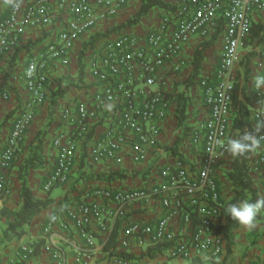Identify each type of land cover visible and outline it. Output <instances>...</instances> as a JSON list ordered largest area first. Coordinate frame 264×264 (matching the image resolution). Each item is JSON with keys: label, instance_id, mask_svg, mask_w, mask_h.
Here are the masks:
<instances>
[{"label": "built area", "instance_id": "built-area-1", "mask_svg": "<svg viewBox=\"0 0 264 264\" xmlns=\"http://www.w3.org/2000/svg\"><path fill=\"white\" fill-rule=\"evenodd\" d=\"M128 1L60 0L59 9L71 15L65 29L59 34L58 41L31 57L26 70L15 78L25 81L29 99L15 121L6 149L0 154V199L9 195L12 189L7 173L20 156L21 141L33 120L34 108L46 101L51 65L55 61L68 65L75 40L100 21L116 16ZM180 2L177 10L179 24L172 32H168L169 19H165L160 29L149 33L144 42L141 43L137 37L121 35L108 41L95 55L92 73L102 82L103 89L93 97V104L81 103L77 114L73 113L74 117L69 109L66 111L75 129L69 134L59 133L53 140L56 164L45 190L69 181L79 142L91 137L92 129L99 122H102V127L91 137L89 149L93 162L109 159L122 163L121 150L127 144L131 146V157L135 162L147 160L152 150L158 147L160 122L167 117L169 106L163 92L155 88L161 79L162 68L199 30L205 28L203 35L215 32L221 15L226 32L222 41L219 82L207 90L210 116L204 133L198 131L194 134L197 144L205 135L204 159L199 174L192 176L185 162L177 158L173 169L163 171L165 181L160 185L142 189L107 186L84 190L79 207L64 212L69 222L62 220L61 214L57 213L51 216L43 229L42 246L49 254L50 264H68L66 244L76 248L80 258L90 257L91 251L82 250L71 238L72 225L87 240L88 246H94L93 229L107 234L109 239L115 229L120 230L122 222L119 221L125 220L133 205L156 199L164 207L159 221L145 223L141 218L128 221L115 245L106 248L104 264H153L152 259L144 255L147 256L150 248L165 244L170 245L164 254L168 258L216 261L224 253L226 241L219 232L225 223L221 218L224 203L214 174L220 158L228 154L221 145L228 142L229 114L235 91V67L241 58L240 48L251 35L253 16L259 13L264 18V0ZM56 18L49 0H18L10 14L0 22V61L11 49L19 46L27 28L50 26ZM183 64L184 61L178 62L176 70ZM256 92V118L260 126L256 137L264 142V89H256ZM0 96L9 98L8 93L1 89ZM252 165L260 171L264 182V148L254 157ZM175 220L177 228H173ZM56 228L64 230V233H58ZM133 240L143 248V257L134 256ZM36 247L31 243L20 244L17 251L20 261L14 259L9 264L28 261Z\"/></svg>", "mask_w": 264, "mask_h": 264}, {"label": "crops", "instance_id": "crops-1", "mask_svg": "<svg viewBox=\"0 0 264 264\" xmlns=\"http://www.w3.org/2000/svg\"><path fill=\"white\" fill-rule=\"evenodd\" d=\"M53 12L57 18L55 22L44 28H27L20 38L18 47L11 49L0 61V89L7 92L8 99L0 96V154L6 149L15 121L25 108L29 99V92L24 80L15 79L17 75L23 73L33 56H37L45 51L48 46L58 41L59 34L65 29L71 15L59 9L60 0H49ZM209 1V0H202ZM143 0H129L114 16L100 21L96 26L90 28L79 36L74 42L70 52V63L63 65L59 61L53 62L50 67L47 82L46 101L34 108L33 120L26 131V135L21 141V153L14 162L7 175L12 184L10 194L0 199V264H9L14 259L20 261L17 251L22 243L37 245L42 242L43 229L51 216L61 214L62 220L69 222L64 213L67 209H77L82 202L83 191L98 187L112 186L115 188L127 187L142 189L163 183V171L171 168L177 158L182 159L189 173L192 176L199 174V169L204 159L205 135L197 144L194 141V134L198 131L204 133L206 120L210 116V108L207 104V90L215 87L219 82V70L222 63L223 36L226 32L224 17L220 15L218 26L222 30L218 35L217 41L212 43L203 54L202 67L199 74L190 81L194 72L193 60L198 46L203 41L211 40L215 32H208L203 35L205 28L192 35L182 46L181 51L172 60L166 62L161 70V79L155 88L160 89L168 100L169 106L167 117L160 122L161 132L159 135L158 147H156L147 160L135 162L131 157V146H123L121 150L122 163L114 160H104L93 162L89 149L91 137L96 134L97 129L102 127V122L96 123L92 129V136L78 144L73 167L69 181L66 184L55 186L51 190H45V184L51 172L55 168L56 158L53 148V140L59 133L69 134L75 129L72 118L67 117L66 111L69 109L72 115L77 114L78 106L81 103L93 104V97L103 89V84L92 73L95 55L110 40L116 39L121 35L137 37L142 43L147 35L157 31L165 19H169L168 32H172L179 24L177 10L181 6L180 0H161L166 7H153L148 14L136 25H128L130 19L141 8ZM191 6L194 5L191 3ZM193 9V8H192ZM11 6L5 5L0 8V21L10 14ZM223 13L222 10L219 12ZM222 19V20H221ZM253 25L262 26L260 36L253 39L251 36L247 43H243L240 48L241 58L236 64L235 83L239 84L235 88L233 102L229 114V125L227 130L228 140L238 138L240 131L235 127V122L241 119V113H249L251 120L252 133L257 136L260 130L259 122L256 118L258 109V99L256 88L253 81L256 75H264V18L256 13L253 18ZM143 22H145L143 24ZM97 41L93 46L86 50L83 59L85 66L84 88L77 87V77L79 73L80 51L83 45L94 37ZM184 61L182 68L176 70V64ZM247 67V69H246ZM188 98L189 106L187 109V126L189 130L186 138L178 145L176 153L172 150L177 139L183 134L184 130L179 126L177 120V99L178 94L183 93ZM73 115V117H74ZM264 148V142L260 141V147L252 152L249 160L252 175L256 186L264 192V182L259 170L254 169L252 162ZM31 156V157H30ZM182 156V158L180 157ZM31 158L36 167L27 171L28 185L35 198L49 200L50 205L42 209L33 217L30 224L16 230L15 233L7 231L8 216L22 208L23 200L20 197L22 183L20 180V168ZM236 157L229 154L220 158L215 169V179L221 191L223 201H230L234 195V186L227 178V173L232 170L233 161ZM83 163V166L81 164ZM174 167H172L173 169ZM120 170L126 173L125 178L109 179L111 172ZM56 189H61V193H56ZM6 210V213H3ZM164 207L159 200H150L133 205L122 222V227L126 226L130 220L142 219L145 223H157L162 217ZM71 223V222H70ZM118 223V225H119ZM177 225V220L173 221V228ZM58 233L64 230L56 228ZM95 236L94 246H88L87 240L72 225L70 227L71 238L82 250H90L89 258L82 257L76 248L66 244L68 254V264H104L103 257L106 254V245L109 242L107 234H101L93 229ZM118 239V236H117ZM115 240V242L117 241ZM234 242L231 253L225 246L221 258L226 254L230 256H245V262L264 264V212L260 215L255 229H247L243 225L234 232ZM43 245V244H42ZM134 256L143 257V248H139L138 242L133 240ZM146 247V246H145ZM145 249V248H144ZM137 250V251H135ZM240 251V252H237ZM144 257H149L144 255ZM253 257L255 260L249 261ZM171 260V259H170ZM167 255L153 258V264H169ZM50 257L43 246L39 252L22 264H50Z\"/></svg>", "mask_w": 264, "mask_h": 264}, {"label": "trees", "instance_id": "trees-1", "mask_svg": "<svg viewBox=\"0 0 264 264\" xmlns=\"http://www.w3.org/2000/svg\"><path fill=\"white\" fill-rule=\"evenodd\" d=\"M10 1H11V3L9 5L11 6V10H10V12H11L13 6L15 5V3L18 0H10ZM156 6L166 7V5L161 2V0H143L141 8L133 16V18L130 19L128 25L131 26V25H136V24L140 23L142 18H144L148 14V12L153 7H156ZM5 18H3V19H5ZM219 23H221V21ZM223 24H225V23H223ZM168 26H169V23H168ZM221 30H222V26L220 25L217 27L213 38L211 40H208V41H203L198 46V48L196 49L195 57L193 60L194 72H193V75H192V78L190 81H194V79L199 74V70L202 67V63H203L204 51L208 47H210V45L212 43H215L217 41L218 35L221 32ZM260 30H262V26H260L259 24H254L252 26V32H251L250 36L253 39L257 38L258 36H260ZM154 32H156V31H154ZM151 33H153V32H151ZM97 39H98V36L87 41L83 45V47L80 51L79 73H78V77H77V82L75 84L77 87L84 88L86 71H85V66L83 64V59H84L86 50L91 48L93 46V44L97 41ZM244 43H247V38L245 39ZM246 69H247V67H246ZM238 87H239V84L235 83V88H238ZM178 95L179 96L177 99L176 116H177V120L179 122V126L184 130V132L177 139L175 145L172 148V150L175 153H176L177 148H178L177 144H179L181 141H183L186 138L187 132L189 130V127L187 126V122H186L187 109L189 106L188 98H187V96H185L184 92L179 93ZM251 125L252 124H251V120L249 118V113L246 111L241 113L240 121L237 119L235 122V127L237 129H239V131H240L239 136H241L245 133H249V132L252 133L253 131L251 129ZM251 154H252V152L247 153L246 155H243V156H237L236 159L233 161L232 170L229 173H227V178L230 180V182L234 186L235 195L228 202H225L222 199L224 205H223L222 211H221V218L225 219V223H224V225H222L219 228V232H221L224 236V239L226 241L225 246L227 247V250L229 253H231L232 246L235 244L234 232L239 228V226L241 224H239L236 220L231 219V217L226 212V208L230 204H236V203H239L243 200H252L253 202H255V200L258 198V196H264V192H261L260 189L256 186L255 181H254L252 175L250 174L251 166L249 164V160H250ZM180 157L182 158V156H180ZM36 166L37 165L35 164V162L31 158H29L28 162H26V164L20 168L19 176H20V180L22 183L20 197L23 200V205L19 211H16L12 214L13 216H8V218H7L8 219L7 231L10 233H15L17 229H19L25 225L30 224L33 220V217L36 214H38L42 209H45L50 205V201L47 199L46 200H40V199L35 198L30 187H29V185H28L27 171L33 167H36ZM81 166H83V163L81 164ZM125 177H126V173H123L120 170H115L114 172H111V174H109V176H108V178L110 180L111 179H117V178H125ZM220 193H221V191H220ZM3 213H6V210H3ZM117 236H118L117 229H115L114 232L110 236V240L107 243L106 248H109V247L115 245V240L117 239ZM42 244H43L42 242H39L37 244V247H36V250H35L33 256H35L39 252V249L42 246ZM169 247H170L169 244H165L163 246H157L155 248H150V250L148 252V256L152 259L157 258L159 255H164ZM219 259H220V257L218 258V260ZM206 261H208V260H203L201 258H195L190 262H191V264H205ZM214 262H216V261H214Z\"/></svg>", "mask_w": 264, "mask_h": 264}, {"label": "clouds", "instance_id": "clouds-1", "mask_svg": "<svg viewBox=\"0 0 264 264\" xmlns=\"http://www.w3.org/2000/svg\"><path fill=\"white\" fill-rule=\"evenodd\" d=\"M253 84L256 89H264V75H256ZM221 147L226 149L227 153L232 157L243 156L247 153L255 152L260 147V140L253 133L249 132L238 138H230L227 144L221 145ZM226 212L232 220H236L247 229H255L260 215L264 212V196H258L255 202L252 200H243L236 204H230L226 208Z\"/></svg>", "mask_w": 264, "mask_h": 264}, {"label": "rangeland", "instance_id": "rangeland-1", "mask_svg": "<svg viewBox=\"0 0 264 264\" xmlns=\"http://www.w3.org/2000/svg\"><path fill=\"white\" fill-rule=\"evenodd\" d=\"M10 0H0V8L1 6H5L7 4H10ZM145 22H143L144 24ZM61 189H56V193H61ZM240 252V251H237ZM222 257V256H221ZM216 262L214 261H206L205 264H261L258 263V261L254 262H245V256L242 258L241 255H236V256H230L229 254H226L225 258H221ZM170 260V259H169ZM255 260L253 257L249 258V261ZM169 264H191L190 261H185L182 259H171Z\"/></svg>", "mask_w": 264, "mask_h": 264}]
</instances>
